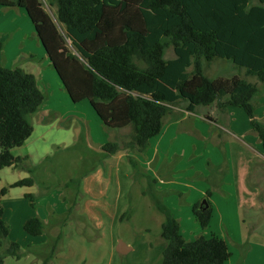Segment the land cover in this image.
Returning a JSON list of instances; mask_svg holds the SVG:
<instances>
[{"label":"trees","instance_id":"obj_1","mask_svg":"<svg viewBox=\"0 0 264 264\" xmlns=\"http://www.w3.org/2000/svg\"><path fill=\"white\" fill-rule=\"evenodd\" d=\"M51 4L64 34L40 0H0V7L26 13L73 104L87 101L106 129L130 128V140L122 147L110 142L101 147L105 156L121 149L144 154L150 140L161 133L164 118L180 102L187 104L189 113L214 104L221 111L243 109L264 151V126L254 116L257 86L239 76L209 79L202 65L226 60L264 84V0H52ZM170 46L174 59L165 60L164 51ZM44 103L34 75L0 65V170L34 171L28 157H14L11 151L32 135L30 117ZM35 182L29 177L10 188L32 187ZM7 191L0 190V264L24 255L10 239L4 220L1 199ZM200 206L194 204L192 214L204 230L211 208ZM154 207L164 219L160 232L164 247L157 264L228 261L231 254L222 239L211 235L187 242L171 211L158 201ZM23 230L38 237L43 224L31 218Z\"/></svg>","mask_w":264,"mask_h":264},{"label":"rangeland","instance_id":"obj_2","mask_svg":"<svg viewBox=\"0 0 264 264\" xmlns=\"http://www.w3.org/2000/svg\"><path fill=\"white\" fill-rule=\"evenodd\" d=\"M40 1L64 34L63 27L57 23L52 0ZM257 4L252 2V5ZM17 10L0 7V22L12 17L16 24L14 27L18 29L16 35H21L26 28L21 25L20 18L28 21L27 16L22 18ZM4 37V34L0 36V42ZM163 58L174 59L171 46L166 48ZM202 65L209 79L239 76L255 84L258 96L253 101L254 116L256 122L264 126V106H258V99L264 104V84L226 60L215 59ZM35 66L38 68L40 63ZM9 67L12 69L11 65ZM22 70L26 72L25 68ZM192 70L191 67L187 72ZM45 81L44 85L39 84V89L49 106H53L47 104L46 107L44 103L37 115L30 117L32 135L23 146L11 151L14 157L20 158L32 153L33 160L29 159L31 163L27 164L33 166L34 171L30 174L25 169L0 170V190H8L1 199V206L4 220L11 229L10 239L21 240L23 237V229L17 218L11 219L14 215L9 214V207L12 199L26 192V188L10 186L18 180L33 177L36 180L35 194L62 196L68 202L67 212L55 215L48 212L54 220L52 229L61 226L58 240H54V232L46 235L49 246L53 244L54 248V257L51 263L47 258L48 264L156 263L164 247L160 238L164 219L155 209L154 201L175 214L185 241L211 235L222 239L231 254L225 264H264V154L260 152V141L252 132L243 109H230L237 112L239 118L235 117V121L221 117L219 126H213L201 121L200 116L209 112L216 118L221 110L215 104L197 107L191 117H187L190 114L186 111V103L173 106L163 120L164 126L176 118L181 121L186 117L170 130L173 137L168 135V165L154 173L151 165L144 163V154L121 149L112 158L98 150V142L117 143L122 147L123 142L130 140V128L106 129L87 101L80 104L69 102L55 72L53 80L46 77ZM46 116L53 121L61 119V124L71 125L73 132L58 126L51 129L39 126L37 122ZM80 128L82 135L79 140L75 137V129ZM216 133L220 136L214 140ZM73 136L74 143L70 144ZM215 154L220 155L217 161L212 158ZM162 173H168L173 179L172 184L166 186L161 183L166 180ZM149 181L153 183L150 185ZM207 189L212 196L210 205L213 212L208 227L202 230L192 215L191 205L200 192ZM26 214L22 211V217ZM120 242L132 250L124 255L117 253L116 247ZM39 248H26L25 259L6 258V264H40L47 247Z\"/></svg>","mask_w":264,"mask_h":264},{"label":"crops","instance_id":"obj_3","mask_svg":"<svg viewBox=\"0 0 264 264\" xmlns=\"http://www.w3.org/2000/svg\"><path fill=\"white\" fill-rule=\"evenodd\" d=\"M7 9L15 11L18 8H7ZM17 11L20 15H22V18L24 17V15H25V17L27 16L23 10L18 9ZM26 18H27L26 21H28V22H25V18H24V20L23 19L21 20V18H20L21 25H23V28L24 27L26 28V29L24 28L25 30H24V32H22L23 34H21V35L20 34L16 35L18 29H15L16 27H14V25H16V24L12 20V17H10L11 20L10 19H6V20L2 19L1 20V22H0V36H2L4 34L5 37L3 39H1L3 41H1L2 48L0 50V63L3 65V66L2 65L1 66L5 67V68L6 67L10 68L9 67L10 65L12 66V68L13 67H18L20 69L25 68L26 73H30V74L34 75V77L36 78V81H37V85L39 87V84H42V85L45 84L46 77H50L51 80H53L55 71L51 67L50 61H49L41 43H40V41L38 40V38L35 34L34 27H33L32 23L30 22L28 17H26ZM14 20H15V15H14ZM17 26H19V25H17ZM7 34H9V36H7ZM14 35H16V36H14ZM38 63H40V66L37 68L35 65ZM34 71H37V74H35ZM55 76H56V73H55ZM59 85H60V87H62L61 83ZM63 91H64V89H63ZM64 93H65V91H64ZM65 95L67 97V100L69 102H71L68 95L66 93H65ZM257 96H258V94H257ZM45 99H46V97H45ZM258 101H259L258 106H260V107L264 106V104H262L259 99H258ZM47 104L49 106L48 100H45V104L43 106L47 107ZM50 105L53 106V104H50ZM51 106H49V107H51ZM196 109H195L194 113H189L190 115L187 117L193 116L196 113ZM230 109H236V108H227L226 110L221 111V112L218 111V116L216 118L211 113L206 112V116L205 115L200 116L201 117L200 120L209 124V125L211 124L213 126H219V120L218 119H220L221 117L226 118V119L229 118V120L235 121V117H238L237 112H236V110L232 111ZM47 117L48 116L43 118L41 121L37 122V124L39 126H42L44 129H51L52 127L58 126L59 128H64L67 131H71V129H72L71 125H66V126L62 125L61 119H60V121H58V119L53 121V120L47 119ZM185 117H183L182 120H185ZM61 118L63 119V117H61ZM181 121H178V119L176 118L174 120V122L168 124L167 126H164V124H163V128H162L160 135H158L157 137L150 140L149 147L144 153V156L146 158V161L144 163H146L147 166L151 165V167L154 169L153 170L154 173L159 172L160 170L162 171L164 169L163 167H166L165 164L168 165V163L170 161V159H168L169 158L168 157V154H169V148H168L169 143H168V141L170 140L168 135H171L173 137V132H170V130L172 129L173 126H175V124H177V123L179 124ZM75 130L77 132V133H75V137H78L77 139L80 140L81 135H82V129L80 128V129H75ZM71 132H73V131H71ZM235 134H237V133H235ZM235 134H232V135L236 136ZM167 136H168V139H167ZM219 136H220V134L216 133V135L213 137V139L216 140V137H219ZM75 137L73 136L70 144L74 143ZM165 140L167 143L165 142ZM256 143L258 145V142H256ZM97 144L99 147L98 150L101 152L102 151L101 147L104 144L102 142H98ZM260 150H261L260 151L261 154H264V151H262L261 144H260ZM118 152H120V151H118ZM116 154H114L110 157L113 158V157H115ZM27 157L30 160H33V154L32 153H30V152L27 153ZM219 157H220V155H219ZM219 157L216 154L214 156H212L214 161L215 160L217 161L219 159ZM163 175L165 176L166 180L164 182H161L162 184L165 183L167 186V184L173 182V179L168 176V173H164V174L162 173V176ZM23 188L24 189L26 188V192L19 195L18 198L11 200V206L9 207L10 208L9 214L12 213V215H14L13 218H11V219L17 218L18 219V225H20L22 227V229H23L25 222L28 219H31V218L38 219L43 224L42 235H40L38 237L30 238L31 236L26 234L25 231L23 230L24 234H23V237H21V240H19V239H11V240L18 243L20 245V247L22 248V250L24 251V253L26 251L25 250L26 248H31L32 246L40 247V248L47 247V249H46L47 252H44V256H42L43 259L41 258L42 260H41L40 264H44V263L48 264L49 261H47V258L50 259V263H51L52 258L54 257V248L52 246L53 244L51 246H49L50 245L49 239L47 238L46 235H47V233L49 235H52L54 232L56 235V238L54 240L55 241L58 240L59 237H57V236L61 233L59 230V229H61V226H59L58 228H55L54 230L52 229L53 228L52 225H53L54 220H52L51 215H48V212L52 211L51 212L52 215H55L56 213L62 214L63 212H67L66 206H67L68 202L62 196H55V195L52 196L50 194H45V195L35 194L33 192L34 186L33 187H23ZM207 192H208V189L205 192H203V191L200 192V196H198L197 199H195L194 203L191 205V212H192V206L194 204H197V203L201 204V202H202L201 200L203 198L206 199L208 206H210V208H211V205H210L211 202L210 201H212V196L210 195L209 197H206ZM166 193H168V192H166ZM26 196H31L33 198L32 199L27 198ZM57 203L60 205H57ZM22 211H26L27 214L25 215V217H22ZM212 212H213V209L211 208V215H212ZM173 216L178 221L175 214ZM9 228H10V226H9ZM180 231H181V227H180ZM17 240L23 241L22 242L23 244H20ZM33 240L36 242H34ZM54 245H55V243H54ZM122 245H123V250L126 251V253H129L132 250L128 247V245L123 244V243H122ZM40 257H41V255H40ZM12 259H14V258H12ZM23 259H25V258L22 257L19 260H16V259H14V260L20 261ZM6 260L7 259H5L4 264H6V262H7ZM159 260H160V257L156 261V263H154V264H157L159 262Z\"/></svg>","mask_w":264,"mask_h":264},{"label":"water","instance_id":"obj_4","mask_svg":"<svg viewBox=\"0 0 264 264\" xmlns=\"http://www.w3.org/2000/svg\"><path fill=\"white\" fill-rule=\"evenodd\" d=\"M201 206H203L204 209L207 207L206 200H203V201L201 202ZM116 252L119 253V254H121V255L126 254V251L123 250V245H122L121 242H120L119 245L116 247Z\"/></svg>","mask_w":264,"mask_h":264}]
</instances>
